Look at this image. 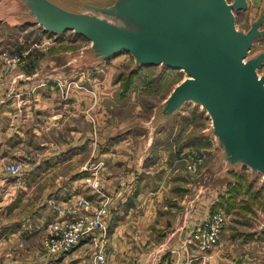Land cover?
Instances as JSON below:
<instances>
[{
	"label": "crops",
	"instance_id": "1",
	"mask_svg": "<svg viewBox=\"0 0 264 264\" xmlns=\"http://www.w3.org/2000/svg\"><path fill=\"white\" fill-rule=\"evenodd\" d=\"M0 22L10 24L6 20ZM68 56L65 61L70 69L80 66ZM81 66L87 68L93 64ZM74 78L76 74L69 75L68 81ZM42 80L25 69L0 76V99L3 100L0 102V209L7 204L12 189L18 193L11 200L14 201L12 210L30 209V218L21 226L13 227L7 220L0 223V257L3 258L0 264H14L11 254L15 243H28L41 233L47 234L48 224L63 220L68 207L79 196L106 202L111 209L106 264H202L204 261L199 260L202 253L211 261L215 250L222 249L220 244L208 251L184 245L188 230L205 219L212 208H201L198 202L185 203V191L192 177L188 180L181 155L191 146L183 140L178 144L174 140L167 146L155 143L156 137H150L145 150L142 152L139 148L135 153L127 146L139 142L137 132L119 130L110 139L108 133L102 136L99 132V136L93 137L92 133L77 129L76 118L83 113L74 108L77 98L89 100L91 94L78 91L77 97L71 92L69 100L62 103L53 87L60 79L55 75L48 77L45 80L50 85L48 88L41 86ZM61 105L64 111H60ZM95 113L100 120L103 113ZM210 126L211 123L206 130ZM54 132L62 135L58 133L59 137L54 140ZM81 133L84 135L79 136ZM215 145L219 148L216 141ZM191 151L194 150L188 154ZM215 159L212 158L207 169L213 175H220ZM18 160L27 166L24 176H18V184L4 182L3 178L9 175L5 165ZM95 171L100 182L99 192L87 181ZM249 180H254L250 173ZM197 191L194 199L199 195ZM51 209L50 221L44 220L45 212ZM40 249L34 245L21 248L22 258L16 264H93L88 241H82L64 254H49L42 245Z\"/></svg>",
	"mask_w": 264,
	"mask_h": 264
},
{
	"label": "water",
	"instance_id": "2",
	"mask_svg": "<svg viewBox=\"0 0 264 264\" xmlns=\"http://www.w3.org/2000/svg\"><path fill=\"white\" fill-rule=\"evenodd\" d=\"M2 0L0 20L37 24L44 32L73 31L89 41L77 65H90L121 52L134 59L133 70L161 65L186 77L154 112L151 126L171 119L186 102L208 113L207 133L222 155L221 173L240 167L262 175L264 185V49L249 55L264 36V12L247 30L236 26L235 12L248 0ZM78 60V61H77ZM264 222V218H263ZM264 231V223L260 227Z\"/></svg>",
	"mask_w": 264,
	"mask_h": 264
},
{
	"label": "rangeland",
	"instance_id": "3",
	"mask_svg": "<svg viewBox=\"0 0 264 264\" xmlns=\"http://www.w3.org/2000/svg\"><path fill=\"white\" fill-rule=\"evenodd\" d=\"M58 1L68 6H75L70 0ZM1 2L2 0H0V14L4 10V4ZM261 11L264 12V0H249L247 9L235 12L237 28L247 30L250 21L258 17ZM17 23L8 25L0 22V74H2L0 76L10 74L16 69H25L27 73H36L37 77L41 76L43 79L41 86L48 88L47 85H50L45 83V80L55 75L60 80L52 86L62 103L69 100L71 92H74L73 94L77 97L78 91L91 94L92 98L89 100L76 99L74 108L83 113V116L76 118L77 129L83 132L88 131L93 137L99 136V132L102 136L108 133L109 139L120 131L137 132L139 142L128 144L129 151L134 150L136 153L140 148L143 152L146 141L150 137H156L155 143H165L167 146L172 145L174 140H177L176 144L183 140L188 144L187 146H191L181 155L184 165L190 150L198 151L204 157L196 171H190L184 166L188 180L192 177L185 191L187 195L185 203L198 202L201 208L208 209L212 206L210 213L222 211L225 220L216 242L222 249L215 250L216 254L211 261L206 260V255L203 253L200 254L203 257L199 260L204 261L202 264H264V232H260V227L264 223V185H260L262 175L256 173L253 176L254 180L250 181L251 170L247 167L238 168V171L234 170L225 177L221 176V167L218 168L220 175L214 174L217 177L207 169L212 158L219 159L222 152L221 148L215 145L216 138L207 133L206 129L211 123L208 113L194 102H186L173 118L166 121L168 124L162 128H154V132L151 131L153 113L162 105L172 88L186 77L184 71L161 65H149L141 66L132 72L134 59L128 52H121L87 68L80 65L70 69L66 65V55L68 54L69 58H80L82 51L89 46L87 39L76 34L74 36L73 31L49 34L37 25ZM260 49H264V36L256 40L249 55ZM15 56L19 59L14 58ZM263 72L264 65L259 68V73ZM72 74H76L77 78L68 81V76ZM60 111H64L63 106L60 107ZM97 111L103 113L100 120L96 118ZM58 133L62 135V132L52 134L54 140L59 137ZM82 135L84 133L79 134V136ZM14 162H22V170L12 174L6 170V166L13 162L7 163L5 170L9 175L3 178L4 182L18 184V176H24L27 166L21 160ZM87 181L91 188H93L92 183L98 181L100 189L96 171ZM14 184H11L13 188L16 187L13 186ZM93 189L96 190V188ZM238 189L242 192L238 193ZM197 190L199 195L194 199L193 194ZM16 192V189H12L7 204H3L5 208L9 205V208L0 209V223L7 220L13 227L21 226L22 222L30 218L28 215L30 209L24 208L19 212L12 210L14 201L11 202V200L18 195ZM51 211L52 209L45 212L44 220L50 221L48 217ZM192 229L188 230L187 236ZM43 235L41 233L39 237L28 243L16 242V248L11 254L12 262L16 264L20 261L22 254L19 250L25 246L29 249L34 245L40 249L46 237V234ZM2 259L0 257L1 261Z\"/></svg>",
	"mask_w": 264,
	"mask_h": 264
},
{
	"label": "built area",
	"instance_id": "4",
	"mask_svg": "<svg viewBox=\"0 0 264 264\" xmlns=\"http://www.w3.org/2000/svg\"><path fill=\"white\" fill-rule=\"evenodd\" d=\"M16 57L18 56L14 58ZM2 101L0 99V102ZM203 160L201 153L191 151L186 158V168L196 171ZM6 170L17 174L22 170V162L9 163ZM92 186L97 192L100 191L98 181H94ZM110 210L106 202H95L85 196L74 198L66 217L48 224V232L43 243L44 249L49 254H64L82 241H88L92 249L93 264H106ZM224 223L222 211L211 212L193 227L185 239V244L195 245L202 251H208L218 241Z\"/></svg>",
	"mask_w": 264,
	"mask_h": 264
},
{
	"label": "trees",
	"instance_id": "5",
	"mask_svg": "<svg viewBox=\"0 0 264 264\" xmlns=\"http://www.w3.org/2000/svg\"><path fill=\"white\" fill-rule=\"evenodd\" d=\"M46 33H47V32H46ZM137 69H138V68H137ZM137 69L132 70V72L135 71V70H137ZM237 192H238V193H241L242 191H240V190L238 189Z\"/></svg>",
	"mask_w": 264,
	"mask_h": 264
}]
</instances>
